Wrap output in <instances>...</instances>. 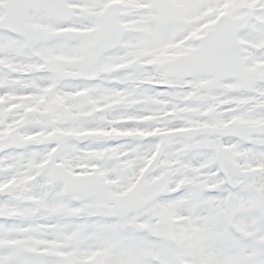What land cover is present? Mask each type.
<instances>
[{"label":"snow or ice","instance_id":"snow-or-ice-1","mask_svg":"<svg viewBox=\"0 0 264 264\" xmlns=\"http://www.w3.org/2000/svg\"><path fill=\"white\" fill-rule=\"evenodd\" d=\"M0 264H264V0H0Z\"/></svg>","mask_w":264,"mask_h":264}]
</instances>
